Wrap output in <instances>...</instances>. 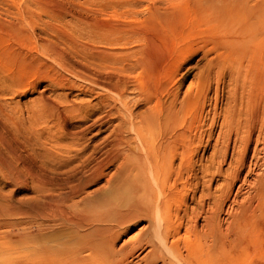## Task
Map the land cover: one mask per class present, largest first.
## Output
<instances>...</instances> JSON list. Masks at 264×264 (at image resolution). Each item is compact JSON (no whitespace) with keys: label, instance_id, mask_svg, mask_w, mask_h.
<instances>
[{"label":"bare ground","instance_id":"1","mask_svg":"<svg viewBox=\"0 0 264 264\" xmlns=\"http://www.w3.org/2000/svg\"><path fill=\"white\" fill-rule=\"evenodd\" d=\"M236 1L237 0H235L234 3ZM227 2L228 0L224 3L223 1L221 2L223 3L222 7L219 8L222 10H219L221 14L223 12L226 15H229L230 11L226 10L225 7H223ZM231 3L233 2L231 1ZM231 3L228 4V6L233 5L232 8H234V6H237L235 7V9L238 8V6L240 8V5H238V3ZM111 4L107 3L105 5V8L113 6H118V8L120 7V10L121 8H133L132 5L130 6V4L125 3L124 1H115L114 4ZM164 4H161V6ZM244 5L245 4L243 3V6H241V8L244 7ZM201 6L203 7V4ZM206 6L203 8L206 9ZM213 7L214 9L211 10L212 7L210 3V9H206H209L208 11H212L209 12L210 15H214L213 12L217 11V9H215L216 7ZM66 8L67 7L65 5L64 9ZM80 8H78V10ZM102 8H100L101 12L103 10ZM203 8L202 13L204 11V14H206V10H203ZM239 8L238 10L236 9V11L235 9L232 10V12L240 15H238L239 17L237 18L239 19L237 20H246L243 22L242 30L248 34V32H251L249 30L253 29H250L252 24H254L256 27L259 26V23L257 21L259 19L260 11H257V14V12H252V9V13L250 12L251 15L250 13H248V16L246 12L243 13L242 10H240L241 8ZM249 8L250 7H248V9ZM228 9L230 10L229 7ZM27 10L29 9L27 8ZM27 10H25L26 13L28 12ZM53 10L55 11V9ZM59 10H62V8ZM199 10H201L200 7L198 8L197 13L201 12ZM249 10L247 11L249 12ZM255 10L256 9H254V11ZM66 11L68 10L66 9ZM82 13L80 12V14ZM215 13L221 15L220 13H218V11ZM245 13L247 14V16ZM118 14H123L124 16H126V14L128 13L126 9H123ZM74 15H76V13ZM165 15L160 12V14L154 18L153 24L146 29H137V27H135L131 22L127 24L118 21L121 24H111L110 22L112 21L105 23L103 22V20H100L99 24H97L96 22L98 20L96 19L97 21L94 20L95 22L90 23L91 25L87 24V26H89V29L93 28V32H90L91 29H86L89 30V33L93 34L94 38H92V44H87L89 43V41H83V43L86 44L80 43V40H76V37L74 38L72 34L62 35L66 36L69 43V47H67L68 45H66V48H69L68 51H64L62 47V50H60L59 46L56 47L57 45H55V43H51V41H46V43L41 42L42 44L37 47L40 42L37 46H35V44H32L35 43V40L33 39L34 36L29 30L18 25L19 23L15 24L12 21H5L7 23L5 24L8 25V34H10L11 37H13V39L15 38L14 40H16L14 44H10V46L8 45V47L0 49V53L7 57L6 60L8 59L9 63L10 61L14 62V60L17 62L20 61L21 63H19L18 65V70H20V68L23 66L25 67L32 64L33 66H35V64L37 63L42 64V56L51 55L50 57L56 60L55 64L61 66V68H63L64 71H66L70 76L68 78L63 71L58 73L57 69H55V72L53 73V69H51L53 75H47V73H45L47 76H49L48 78H51L50 80L55 84H58L59 86L67 87L69 92L74 88H79L80 91L82 90L88 93V95L91 97L97 96L99 100L96 108H98L99 111L102 110V112H104L103 114L109 117L108 119H110L111 121L116 120L117 122L114 125V128L112 126L113 129L111 128V133L108 132L110 133V135H108L107 137L108 145L106 144V148L107 146L108 148L103 149L100 147L102 150H105L104 156L102 154L103 158H100L101 160H96V162L92 163H96V165L95 168L93 167L94 169L89 173V175L88 173L86 174V170L88 171L87 167L92 162V158L95 157L93 156L96 154L94 150L95 148H91L92 150H90L88 153L85 149L86 147H83L86 152L82 148H79L77 150L75 149L73 150L75 154L70 157L66 156L70 151H72L70 150V148H66L60 152V157H63V159L65 158L66 162L64 161L65 165L63 166L66 168H64L65 170L63 171V173L61 171L58 173H61L64 176V181H58L56 179V176L58 175L59 177H62L60 176L61 174H55L56 176L52 174L53 176L48 175V177H46L45 175H42L43 170L40 172L38 169H36L37 171L34 170L30 165L27 164L28 162L26 163L18 154L15 153L16 151H14L10 146H7L6 148H8V151L10 152V154H12L11 160L6 159V157H4V155L0 152V173H2L3 177L7 181L13 183L15 182L16 184L26 187L27 182L25 180V175L28 174V176L32 177H30V179L38 182V185L35 188L36 194L35 196L34 193L32 194V199L29 198V200H27V198L24 199V201H18V203L14 205L7 204L4 206L0 204V227L6 228L5 233L0 234V251H4V249L9 248L11 244H16L17 242H25V246L23 247L25 254L20 259L18 257V260L15 258L17 261L12 260L14 261L12 264H125L127 256L130 255L129 253L131 251H134V249L141 248L144 245L148 247V251L147 254L144 255V258L142 257V260H144L145 262L143 264H231L229 256L226 253H223L225 247L230 243V240L227 239V235H229V233L231 232V228L230 230H227L228 234L226 235L224 231H222L221 228L216 225L215 220L217 217L212 215V217H210L209 223H207L209 224V227L207 226V228H209L207 230L208 232L205 234H200L201 232H197L194 229V226L193 230L191 229L192 231L188 229L189 227L186 228L187 226H185L184 228L182 222L183 218L179 217V211L176 210L173 213V211H170L168 209V205L170 206L172 201L174 202V200L178 199L179 202H182L183 200L180 201L181 199H179L180 196L178 197V194L176 195V193L172 194L171 192H168L165 188L167 187L166 184L168 181H172V183L174 184V190L177 189V186L175 188V185L180 183L183 172H188L192 168V159L193 157H195L197 149H199L198 146L199 143L201 144V140H198V145H196L194 139L189 136V132L191 131V129H193L192 126L194 124V120L191 119L186 124L185 121L187 119L185 120L184 117L185 110L187 108H192L194 105L196 106L200 101V92L192 94V92L190 91L191 87H188L186 91L187 93L180 97L181 99H179L177 91V87L179 89V86H177V84L181 82L183 76H185V74L189 72L188 69L185 72H182V69L184 63L191 56V46L180 47L179 40L176 39H179V36L175 33L168 34V30L166 31V29L164 28L165 24H167L166 22H169V19L165 20L164 18L167 17L168 13H166ZM179 16L180 20L185 17V15H183L184 17H182L181 19V14ZM215 16L218 19V16ZM222 16L224 15L222 14ZM116 17L118 19V15ZM225 17L226 16H224V18ZM240 17H242V19ZM210 18V20L213 19V21H215L214 23L218 22V20L216 21L213 16ZM235 18L232 17V19ZM170 19L172 21L175 19V17L174 19H172V17ZM127 20H130V18H128ZM210 20L208 19V21ZM204 21H206V19ZM27 22V24L31 23L30 17H28ZM256 22L258 24H255ZM87 23H89V21H87ZM223 23H226V21ZM93 24L94 26H92ZM169 24L171 25V22H169ZM221 25L223 24L221 23L217 25L216 31L218 29V26L222 28ZM232 25L234 26V24ZM224 26L226 25L224 24L223 27ZM31 27L34 31L35 27L33 25H31ZM226 27H224L223 32H225ZM94 28L101 30L94 31ZM234 28L235 31L236 28L239 27L234 26ZM259 28L260 27H258V29ZM231 30H228V32ZM242 30L241 33L243 32ZM218 31L220 32V30ZM62 33L60 32V34ZM235 33H238L237 30ZM83 35L85 36V34ZM59 36L57 35L56 37ZM205 36H203V38H205ZM232 36H236V38H233ZM244 36L245 34L243 35V37ZM246 37H244V39ZM26 38L29 39L27 44L31 43V45L35 46L34 48H32L34 52L31 48V50L29 48H26L27 50H23L24 48L21 49V42L23 41V44L24 41H27ZM60 38L62 37L60 36ZM212 38H210V40ZM215 38L217 39L219 37L215 36L214 39ZM223 38H220V40L223 39L224 42L219 41V43L224 44L223 46L220 44L222 48L220 47V51L216 54V58L214 59L216 62H213L212 60L208 61L209 68H211L213 65L221 63L222 61L229 60L235 63L234 65L237 69L235 75H237V73H240V75L243 74L240 72V70H242L243 68L251 69L250 73L252 72V70L256 69V73L254 71L255 75L252 77H255L254 84H257V86L259 87L261 75L259 70L260 51H251L249 49L247 50V44L245 45V40L241 39V36L239 37L240 39H238V35H231L229 37L228 34L226 35V37L223 36ZM205 39L207 40V37ZM135 40H141V42L143 41L144 43L142 44L141 42H139L134 44L133 42H135ZM249 40H251V38ZM95 41L100 44L94 43ZM65 44L66 43H64V45ZM214 45H216V43ZM248 54L250 55L249 60H247V56H249ZM245 57H247V61L245 60ZM1 61L0 63H3ZM9 63L7 62L4 66L3 64L0 66V78L10 75L14 78L16 77L15 80H17L19 77L17 74L20 73L16 72L15 75L16 69H12V65H9ZM48 65L47 67H49ZM39 69L41 68L39 67ZM240 75L238 76L239 78L237 76L235 77L236 82H239L238 79L244 78V74L243 78ZM20 79H18L20 81L18 82L19 85L20 83H22V80ZM77 80L78 82H76ZM248 80H250L251 82V79ZM240 82L239 89L245 90L243 81L242 83ZM178 99L180 101H178ZM40 100L42 104L39 113L41 115V119L44 122L48 123L49 126H47V128L50 130L56 129L61 131V128H63L62 126H64L67 122V117L73 118L80 116L82 118H86L88 117V115H90L89 113H91V111L93 112V110H86L85 108H87V106L82 108L81 106H77L73 103L65 106L64 108L62 107L63 111H61L59 109L60 106L58 107L57 103H52L50 99H45L43 98V96H41ZM142 103L146 107V110H144V108V111L137 112L139 109L135 111L137 109L136 106ZM78 105H81V103H79ZM96 108L94 109L96 110ZM186 111H188V109ZM253 113V116L251 118L253 119L254 117L253 120L256 121L258 117V111L254 110ZM97 117L96 119H99L100 115L98 118ZM242 124H245V122ZM242 124L239 123L240 126H242ZM88 127L90 126H85L84 128H82V131L86 130ZM70 132H72V130H70ZM251 134L252 131H249L247 135L248 138L246 137L247 139H243L242 137L243 140L238 136H235L236 139H239L238 141L244 143V149L248 147ZM208 135L210 136V133H208ZM208 135L207 138H209ZM228 139L230 138H227V140ZM78 140L75 141L77 142ZM75 141L73 144H76ZM70 145H72V143ZM98 149H96V151ZM127 152H132L135 154V156L131 158L133 159V161H129L130 157L127 156ZM55 154L57 156V153ZM55 154L53 156H55ZM12 159L21 161V167H23V169L27 171L25 172V175L24 173L21 174V169L17 168V166L13 164ZM63 159L61 160L63 161ZM120 160V164L124 163L125 161H129V163L121 164V167L119 168L120 171L118 172L120 173L119 178L117 177L118 179L113 176L114 179L118 181L114 183L116 186L110 189L109 193H111L112 196L108 197L109 199L107 198L102 200V198L100 197V200L97 197L99 200H92L93 196L91 194L90 197L89 195H87L86 187L96 182L98 175H100L101 173L102 167L106 163L108 164L107 166L116 162H118L119 164ZM62 161L57 165H59L60 163H64ZM93 161H95V159ZM46 162H48V159ZM17 163L18 162H16V164ZM40 166L43 167V165ZM46 166L48 165L46 164ZM46 166L43 167V169H47ZM60 166L62 165L60 164L58 167H56L57 171H59L58 168H60ZM41 168L39 167V169ZM49 168L50 167H48V169ZM51 169H54V166ZM110 180L112 183L114 182L112 181L113 179L109 178H107L105 181L109 184ZM72 181L73 184H69L68 186L67 183ZM66 188L68 189L66 190ZM261 192H264V183H262V181L260 180V193ZM4 196L7 197L6 195ZM11 196L12 195H10L9 197ZM159 196H162V200L160 201H158L160 199ZM112 197L122 199L118 204H114L113 200L111 201ZM90 198L92 201L90 200ZM77 199L79 201H86L85 203L89 202L88 207L84 210H78L79 208H77V210L70 209L73 207L71 203H75V200ZM9 200L12 201V198L8 199V202ZM1 201L4 202V200ZM66 202H71L70 205L72 207H67V205L65 206L64 203ZM181 204L180 206H182ZM178 207L179 206H177L176 208ZM14 208H16L19 214L21 213L25 218H27L28 222L32 224L26 227L27 223H25V227L22 225L23 227L21 228L19 226L20 223L18 225L19 227H16L17 224L13 222L14 220L4 221L7 218H11L10 216L13 214L12 212ZM188 215L190 214L188 213ZM141 219H145L147 222L146 230L135 235L128 236V238L125 239L122 244H120V248H117L118 250H116L114 245L116 243V240L119 239L118 237ZM186 221L188 220L186 219ZM60 229L61 231L63 230L65 232V234L62 232L64 236L62 237V239L58 238L57 240H53V234H55V232ZM181 231H183V234L181 233ZM51 235L52 241H49L48 237H50ZM191 236H193L195 240L194 243L193 240L191 241L190 239L192 238ZM56 238L57 237H55V239ZM202 239H204V242L201 241ZM182 243H185L184 246L181 245ZM126 248H128V250L124 251ZM182 248L185 249V254H183ZM121 250L124 252L120 254L119 252ZM117 256H120V258Z\"/></svg>","mask_w":264,"mask_h":264},{"label":"rangeland","instance_id":"2","mask_svg":"<svg viewBox=\"0 0 264 264\" xmlns=\"http://www.w3.org/2000/svg\"><path fill=\"white\" fill-rule=\"evenodd\" d=\"M115 1L116 2L124 1L125 3L130 4V6L132 5L133 8L131 7L121 8V10L126 9L128 13L126 14V16H124L123 14H118L121 11L119 9L120 7L118 8V6L105 8V5L107 3L114 4ZM222 1L224 3L227 0H163V1L162 0H112V1L111 0L108 1L107 0H40V1L39 0H0V18L2 19L4 18L3 19L4 21L0 19L3 21V23L2 21H0V42H1L0 49H4L8 47V45L10 46V44H14L16 41L14 40L15 38L13 39V37H11V35L8 34L9 31L7 32L8 25H6L7 24L6 22L12 21L15 24L19 23L18 25L25 27V29L29 30L34 36L33 39L35 40V43L32 44H35V46H37L38 43L40 42L37 47H39L40 44H42L41 42L46 43V41L48 42L51 41V43H55V45H57L56 47L59 46L60 50H62L61 49L62 47L64 51L66 50L68 51L69 48L67 49L66 45H68L67 47H69V43L67 41L66 36H62V35L72 34L74 38L76 37V40L78 41L80 40L79 41L80 43H83V41L84 42L89 41V43L87 44H92L93 41L92 38L94 37L92 33H89V30L91 29L90 32H93L92 30L93 28L89 29L88 28L89 26H87V24L95 22L94 20L96 19L98 20V21L96 20L97 24H99L100 20L101 21L103 20V22L105 23L112 21L110 22L111 24L112 23L121 24L120 22L129 24V22H131L135 27H137V29H146L153 24L154 18L157 17L160 14V12L164 15L168 13L167 17H164L165 20L169 19L168 21L171 22V25L169 24V22H166L167 24H165L164 26L166 31L168 30L167 31L169 32L168 34L175 33L176 35L179 36V39L178 38L176 39L179 40L180 47L191 46V50H190L191 56L184 63L182 69V72H185L187 69L189 70V72H187L185 76H183V78L181 79V82L177 84V86H179V89L177 87V91H178L179 99H181L180 97H182L187 93L186 91L188 87H191L190 91L192 92V94L196 92H200V99H199L200 101L196 106L194 105L192 108H187L188 111H186L187 109L185 110L184 117L185 120L187 119L185 121L186 124L191 119L194 120V124L192 126L193 129H191V131L189 132L190 135L189 133L188 135L194 139L196 145H198V140H201V144L199 143L198 146L199 149H197L196 155L192 159V168L188 172H183L182 174L183 176H181L182 181L180 180V183L175 185V188L177 186V189L174 190V186H173L174 184L172 183V181H168L166 184L167 187L165 188L168 192H171L172 194L176 193V195L178 194V197L180 196L179 199H181L180 201L183 200L182 201L183 203L179 202L178 199L174 200V202L172 201L171 204L169 203L170 206L168 205V209L170 211H173V213L176 210L179 211V217L183 218L182 222L184 228L185 226H187L186 228L189 227L188 228L189 230L191 229L193 230V226H194V229L197 232L199 233L201 232L200 234L203 233L205 234L208 232L207 230L209 228H207V226L209 224L207 223H209L210 217H212V215L216 216L217 217L215 220L216 225L220 227L221 230L224 231L226 235L228 234L227 230L228 229L230 230L231 228L230 230L231 232L229 233V235H227L228 236L227 239L230 240V243L223 250V253H226L229 256L231 264H264V192L260 193V180L262 181V183H264V0H245V1L242 0L243 2L241 0H237L235 2L236 4L238 3V5H240V8L241 6H243V3L245 5H248V6L244 5V7H242L241 9L238 6V8L242 10L243 13L246 12L248 14L251 12L252 9H253L252 12L260 11L259 19L257 21L259 24L257 22L255 23L258 24L259 26L258 25L257 26L260 28L258 29V27L252 24L250 29L251 28L253 29L249 30L251 32H248V34L242 30L243 22L246 20L242 19V17H240L242 21L237 20L239 19L237 17H239L240 15L235 12H232V10H234L235 7L237 6H234V8H232L233 5L228 6V4L231 3V1L234 3L235 0H228L229 3L227 2L228 4L225 3L223 6L225 7L226 10L230 11L229 15L228 14L226 15L225 13L222 12V14L227 18L226 17L224 18V16H222V14L220 13V11L222 10L219 8L222 7L223 4L221 3ZM210 3L212 7L211 10H213L214 9L213 6H215L216 7L215 9H217L218 13H220L221 15L215 13L217 11L213 12L214 15L212 14L210 15L209 12L211 10L208 11L210 9L209 8ZM161 4H164L162 5L163 7L161 6ZM202 4L203 7L207 5L206 9L207 8L209 9L206 10L205 8H203L201 6ZM65 5L68 11L64 9ZM74 6L76 9L74 8ZM198 6L201 9L199 10L201 11L199 13H197L199 8ZM59 7H61L62 10H59L61 9ZM201 7L203 8V10L204 9L206 10V14H204L205 13L204 11L202 13ZM228 7L230 8V10L228 9ZM248 7H250L249 8L250 10L248 9ZM27 8L29 10H27ZM78 8L80 9L78 10ZM100 8L103 9L102 12ZM238 8L236 9L238 10ZM53 9H55V11ZM57 9L60 11V13ZM254 9L256 10L254 11ZM25 10H27L28 12L26 13ZM247 10H249V12ZM77 11L79 14L77 13ZM80 12L83 13L80 14ZM115 12L118 15V19L116 17L117 15ZM75 13L76 15H74ZM180 14H181V19L182 17H184L183 15H185V17L182 20H180V16H179ZM215 15L218 16V19ZM212 16L214 18L216 17L215 20L216 21L218 20V22L214 23L215 21H213V19L210 20L211 19L210 17ZM28 17H30L31 20V23L29 24H27ZM171 17L172 19H174L175 17L174 19L175 21L174 20L171 21L170 19ZM232 17L233 18L236 17V18L232 19ZM128 18H130V20H127ZM205 19L206 21H204ZM208 19L212 22V24L210 21H208ZM87 21H89V23H87ZM225 21L226 23H223ZM221 23L223 25L225 24L227 27L224 26L226 27V29L225 32H223L224 30L223 25H221L222 28L218 26L217 31L218 30H220V32L222 31L220 33L219 31L218 32L216 31V27ZM232 24H234L235 27H239L236 28L239 34L241 33V30L243 31L242 32L243 34L241 33L242 35L241 34L239 35L238 33H235L236 30L234 31L235 28ZM31 25L35 27L34 31ZM92 26H94V24ZM254 27L257 30H255ZM95 30L99 31L101 29L94 28V31ZM228 30H231L229 31L231 33H229ZM60 32L63 33L60 34ZM227 33L229 34V37L231 35H238V39H240L239 38L240 36L241 39H244V37L248 36L244 39L245 40L244 43L245 45L247 44L246 46L248 47V48L246 47L247 50L249 49L251 51H260L259 70L261 75H260L259 87L257 86V84H254L255 77H252L255 75L256 69L252 70L251 73H250L251 69L249 68H245V69L243 68L242 70H240V72L244 74V78H243V74L240 75V73L239 74L237 73V75H235L237 69L233 61H229V60L222 61L221 63L213 65L211 68H209L208 61L209 60H212L213 62L215 61L214 59L216 58L217 52H219L220 49L222 48L220 46L221 43H219V41L224 42L223 36L226 37V35H228ZM83 34H85V36ZM244 34L245 36L243 37ZM57 35L58 36L60 35L62 38H60V36L56 37ZM77 35L80 36L78 37ZM203 36H205V38L207 37V40L203 38ZM215 36L219 37L217 38L218 40L216 38L214 39ZM208 37L210 38L213 37V38L210 40V38ZM254 37L257 38L255 39ZM220 38L223 39L220 40ZM233 38H236V36ZM248 38L249 39L251 38V40H249ZM28 40L29 39H27V41H24L23 44H22L23 41L21 42V49L24 48L23 50H27L28 48L32 49L35 47L31 45L30 42H29L30 44H27ZM139 42H141V40L139 41L135 40V42L133 43L136 44ZM64 43L66 44L64 45ZM94 43L100 44L96 41ZM141 43L143 44L144 42L142 41ZM215 43L216 45H214ZM223 44L221 45L223 46ZM32 51L34 52L33 49ZM50 56L51 55L42 56V64L37 63L38 65L35 64V66H33V64L25 67L23 66L20 68V70H18V65L19 63H21L20 61L17 62L14 60V62L10 61L9 63L8 59L6 60L7 57L0 53V57H1L0 61L2 59L1 62H3L0 63V66L2 64L4 66L5 63L8 62L9 65H12L11 66L12 69L14 70L16 69L15 75L16 72L20 73L17 74L19 76L18 79L21 78L20 80H22L21 81L22 83H20L19 85L18 82L20 81L18 79L15 80L16 77L14 78L13 76L9 75L10 78L9 76L0 78V152L4 155V157H6V159L11 160L12 154H10L8 148H6L7 146H10L14 151H16L15 153L18 154L26 163L28 162L27 164L30 165L34 170L38 169L39 172L43 170L42 175L48 177V175L53 176L52 174H54V176H56L55 174L57 175L61 174L58 172L61 171L63 173V171L65 170L64 168L66 167L63 166L65 165L66 162L65 158L63 159V157H60L61 154L60 152L62 150L66 148H70V150L72 151L68 153L69 155L68 154L66 155L70 157L73 154H75V152L73 151L75 149L76 150L79 148L84 149L83 147H86L85 149L87 150L88 153L90 150H92L91 148H95L94 150L96 154L94 153L95 155H93L95 157L92 158V162L87 167L88 171L89 170L90 171L88 172L86 170V174L88 173L89 175V173L93 171L96 165V163L95 164L92 163L96 162V160L99 161L103 158L105 150H102L101 148L104 149L106 148V144L108 145L107 137L108 135H110L111 133L110 131H112L114 125L117 122L116 120L111 121L110 119H108L109 117L103 114L104 112H102V110L99 111V109L96 108L97 107L96 105L99 100L97 96L91 97L88 95V93L82 90L80 91L79 88L78 89L74 88L69 92L67 87L65 86L62 87L52 82L50 80L51 78H48L49 76L47 75L48 74L53 75L55 69H57L58 73L63 71L68 78L70 75H68V73L64 71L63 68H61V66L55 64L56 60ZM247 57H245V60L246 58L247 60H249L250 55ZM47 65L49 67H47ZM39 67L41 69H39ZM51 69H53V73ZM45 73H47V75ZM239 75L242 76L243 79H238V81L239 82L241 81L240 83H242L243 81L245 90L239 89L240 84L239 82H236L235 77L236 76L238 77ZM233 78L235 79V81ZM248 79H251V82ZM76 82H78V80ZM40 95L43 96V98L45 99H50L52 103L55 104L57 103L58 107L60 106L59 109L61 111H63L62 107L64 108L65 106H68L73 103L76 104L77 106H81L82 108L87 106V108L85 109L88 111L93 110V112L91 111V113H89L90 115H88V117L86 118H82L80 116L73 118L67 117L66 118L67 122L64 126H62L63 128H61V131L56 129L50 130L47 128V126H49L48 123L44 122L41 119V115L39 113L42 104L40 100L41 97ZM179 99L178 101H180ZM79 103H81V105H78ZM140 105L136 106L137 109L135 111H137L138 109L139 110L137 112L146 110V107L144 106L143 103ZM90 106L92 107V109ZM94 108H96V110ZM254 110L258 111V117L256 121L253 120L254 117L253 119L251 118L254 114L253 113ZM97 116L99 117V119H96ZM238 122L241 124L245 122V124H242V126H240ZM246 123H248L249 125ZM85 126H90V127L82 131V128H84ZM79 129L81 130V133ZM70 130H72V132H70ZM75 130L77 133L75 132ZM249 131H252V134L250 136L248 147L244 149V143L238 141L239 139H236V137L238 136L241 139L242 137L243 139H247L248 138L247 135ZM208 133H210V136L208 135ZM207 135L209 136V138H207ZM227 138L230 139L227 140ZM75 140L78 141L76 142ZM74 141L76 142V144H73ZM71 143L73 146L70 145ZM85 149L84 151L86 152ZM96 149L98 150L96 151ZM55 153H57V156ZM54 154L55 156H53ZM127 156L130 157L129 161H133V159L131 158H133L135 154L132 152H127ZM47 159L48 162H46ZM61 159H63V161ZM94 159L95 161H93ZM59 160L65 162L60 163L62 166H60V168H58L59 171H57L56 167L60 165L57 164L61 162ZM129 161H125V162L123 161L124 163L121 164H128ZM16 162L18 163L16 164ZM120 162L121 160L119 161V164L118 162H116L113 164H109V166H107L108 164L106 163L102 167L101 173L100 175H98L96 182L86 187L87 195H89V197L91 195L95 197V198L92 197V200L93 199L101 200V198L103 200L112 196V194L109 192L110 189L116 186L114 183L118 181L115 180L114 177L119 178L120 176V173H118L120 171L119 168L121 167ZM50 163L54 165H51ZM13 164L16 165L17 168L21 169V174L23 173L24 175L26 174L25 172L27 171H25L23 167H21L22 166L21 161L13 160ZM46 164L48 166H46ZM40 165H43V167L46 166L47 169L46 168L43 169V167ZM53 166L54 169H51ZM39 167L42 168L39 169ZM48 167L50 168L48 169ZM60 176L62 177H59V175L56 176V179L58 181L60 180L64 181L65 180L63 179L64 176L62 174ZM30 177L31 176H28V174L25 175V180L27 182V185L26 187H24L23 185L16 184L15 182L13 183L7 181L3 177L2 173H0V202H1L0 204L4 206L7 204L14 205L17 204L18 201H24V199L27 198H28L27 200H29V198L32 199L33 198L32 194L34 193V196L36 194L35 188L37 187L38 182H36L33 179H30ZM107 178L113 179L112 181L114 182L112 183L110 180L109 182L110 185H109L105 181ZM69 184L72 185L73 181L67 183L68 186ZM67 189L68 188H66V190ZM9 194L12 196L9 197L10 196ZM4 195H6L7 197H5ZM10 198H12V201L9 200L8 202V199ZM159 198L158 201L162 200V196H159ZM121 199L122 198L119 199L112 197L111 201L113 200L114 204H118L121 201ZM1 200H4V202ZM85 202L86 201H79L77 199L75 200V203L66 202L64 204L65 206L67 205V207L73 206L70 209L77 210V208H79L78 210L81 209L84 210L88 207L89 204V202L88 203ZM70 203L72 206L70 205ZM180 204L182 206H180ZM176 205L179 206L178 208L181 207L182 209L176 208L177 207ZM12 213L13 214L10 216L11 218H7L4 221L14 220L13 222L17 224L16 227L20 226L21 228L23 226L25 227L26 225L25 223H27L26 227L32 224L28 222L27 218H25L21 213L19 214L16 208L13 209ZM183 213H185L186 215ZM188 213L190 215H188ZM186 219L188 221H186ZM146 227H147V222L145 219H141L137 221L135 225L131 226L128 230H126V232H124L123 234H121V236L118 237L119 239L116 240V243L114 245L115 249L118 250L121 246L120 244H122L123 241L128 238V236H132L142 231H145ZM0 230H1L0 234H2L5 233L6 228L0 227ZM62 232L65 234L63 230L61 231V229L56 231L55 234H53V237L52 235L48 237L49 241H52V239L57 240L58 238L62 239V237L64 236ZM182 232L183 231H181V233ZM55 237L57 238L55 239ZM191 237L192 238L190 239L191 241L193 240L194 243L195 240L193 236ZM201 241L204 242V239H202ZM206 242H210V241H206ZM24 243L25 242H17L16 244L15 243L11 244L9 248L5 247L6 249H4V251H0V264H12L14 261L18 260L17 259L18 257L19 259L23 257V255L25 254V251L23 249V247L25 246ZM184 244L185 243H182L181 245L184 246ZM144 246H142L141 248L134 249V251H131L129 253L131 256L130 255L127 256L128 261L126 260L125 264L145 263L144 260L142 259L144 258V255L147 254L148 247L147 246L144 247ZM127 250L128 248H126L124 251ZM124 251L121 250L119 253L121 254ZM184 251L185 249L182 248L183 254L186 253V251L185 252ZM117 257L120 258V256Z\"/></svg>","mask_w":264,"mask_h":264}]
</instances>
